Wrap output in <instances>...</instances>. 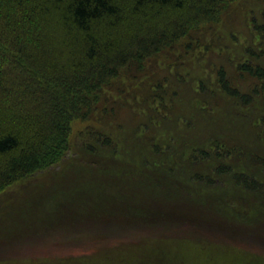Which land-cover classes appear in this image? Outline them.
Returning a JSON list of instances; mask_svg holds the SVG:
<instances>
[{
	"label": "trees",
	"instance_id": "trees-1",
	"mask_svg": "<svg viewBox=\"0 0 264 264\" xmlns=\"http://www.w3.org/2000/svg\"><path fill=\"white\" fill-rule=\"evenodd\" d=\"M235 1L0 0V192L66 164L70 153L77 151L94 159L83 162L85 166H67L60 177L63 180L70 173V179L63 183L76 181L88 171L82 187L94 191L95 196L90 194L93 203L74 209L71 215L55 206L43 224H36L30 238L98 245L100 239L107 242L122 236L119 225L140 222L157 233L159 227L177 225L179 219L182 224L193 219L202 223L199 229L208 231L244 223L247 237L255 238L261 224L258 218H247L220 200L227 193L239 202L249 199L246 206L253 200L264 204V49L258 47V43H264V23L256 24L255 17L251 23L259 35L250 29L253 37L241 42L240 59L228 62H234L229 66L231 75L224 66L211 68L215 76L211 88L202 80L195 87L203 95L197 97L195 110L204 115L198 105L213 106L217 98H222L230 124H216L213 134L194 143L192 138H182L187 134L177 137L181 129H173L170 121L187 125V119L167 103L169 99L174 101L177 91L158 80L151 96L144 100V119L135 129L152 133L154 141L144 140L142 144L147 146L140 144L142 150H136L135 141H130V146L128 139L115 136L116 130L124 127L121 123L116 124L114 132L84 126L78 137L80 143L72 142L77 120L97 115L95 120L101 123L107 110L101 111L99 102L109 87L133 67L142 69L147 60L164 50L186 44L189 51L191 45H199L197 38L191 39L193 33L218 26ZM260 14L264 18V11ZM225 35L236 39L235 31L221 37ZM218 41L219 35L214 32L211 40L196 49L204 46L202 54L212 52L213 46L220 45ZM202 54L196 51L191 59L204 67L208 60L204 63ZM235 74L244 81L248 80L245 76L252 78L248 80L252 85L244 82L241 91L235 86L239 85L234 83ZM161 88L169 94H161ZM253 107H257L256 113L250 118ZM166 114L171 118H165ZM207 117L202 120L206 122ZM221 117L226 116L223 113ZM231 137L236 141L229 145L226 139ZM204 139L207 142L202 144ZM182 141L187 143L178 146ZM112 158L117 163H111ZM87 182L94 186H86ZM103 184L108 192L99 189ZM199 192L203 199L195 195ZM121 194L126 197L121 198ZM99 195L110 201L106 204ZM137 196L143 199L140 202L145 203L146 210L136 205L127 209L130 198ZM181 202L202 207L207 203L211 213L196 215ZM92 204L100 210L95 211ZM192 235L142 236L131 243L115 240L92 252L82 247L80 253L71 251L62 257L28 262L5 259L0 264H264V253L246 251L203 232Z\"/></svg>",
	"mask_w": 264,
	"mask_h": 264
},
{
	"label": "rangeland",
	"instance_id": "rangeland-1",
	"mask_svg": "<svg viewBox=\"0 0 264 264\" xmlns=\"http://www.w3.org/2000/svg\"><path fill=\"white\" fill-rule=\"evenodd\" d=\"M262 11H264V0H237L230 5L228 11L225 13L222 21L218 26L214 28H206L198 33H193L191 39L194 40L195 38H197L200 41L199 45H201L203 42H208L209 40H211L212 34L216 32L219 35L218 42L220 43V45L213 46L211 50L212 52L209 51L208 53L202 54V49L204 48V46L196 49L197 47H199V45H191L193 46V48H191L189 51H186V44H180L177 45L175 49L164 50L155 58L147 60L142 69L133 67L128 71V73H126V75L122 76L118 81L114 83V85L109 87L107 89L109 90L108 92H105V94H103L99 102V108L101 111H107L105 112V115L100 118L102 120L101 123L96 122L95 117L97 115H95V117H91L86 121L77 120L74 123L72 142L77 145L80 143L81 139H78V137L81 132L80 130L83 129L84 126L93 125L98 129L104 127L114 132L117 128L116 124L121 123L124 127L116 130L115 136L121 137L122 140L128 139V145L130 146L131 143L129 142L135 141L137 143L135 145L137 148L136 150H142V147L147 146L142 144L144 140L154 141L151 137L152 133H150L149 129H145L144 132L140 133L135 132V129H138V127L136 126L139 120L144 119V114H141V109H145L144 105H146V103L143 105L144 100L151 96L152 86H154V84L158 80L162 81L163 83L161 84L163 85L168 82V84H166L169 86V89L171 91H177L174 96V101L172 102V99H169L167 100V103L169 104L170 109L172 108V110L179 115H184V117L187 119V125H183L182 123L180 124L179 122H177L176 125V123L173 124V120L170 121L169 126H171L173 129H181L177 132V137H182V134H187L182 138H187V140H190L192 138V142L194 143L197 140H201V137L204 138L210 133L213 134L212 129L216 124H230L226 114L227 111L222 107V105H224L222 98H217L214 102L215 105L213 106L204 105V107H202L201 105H198L203 111H205L204 115H202L200 111L195 110V106L199 102V99H197V97L202 95V93L200 94V91H195V87L198 84V81L202 80V83H206L205 85L211 88L210 83L215 77L213 71H211V68L213 69L216 67L224 66L227 70V73L231 75V63H234L233 61L236 59H240V56L242 54V47L240 45L241 42H243L245 37H247V39L249 37L252 39L253 37V34L249 33L250 29L253 30L255 36L259 35V30L255 29L252 26L253 23H251V21L255 17L256 24L261 22L264 23V18L260 14V12L262 13ZM229 30L236 32V39H232L227 35L224 36V39L221 37V34L228 33ZM259 38L260 36H258L256 39L260 41ZM262 39L264 40V36ZM260 44L261 43H258V47L263 50L264 43L262 45ZM196 51L198 55L202 54L201 59L204 61V63H206V61L208 60L207 64L204 67L198 66L195 62L192 61V55L196 53ZM181 59H185V61ZM230 60L233 61H231V63H228ZM235 77L236 78L234 79V83L236 84L237 82V84H239L235 86L241 91L245 87L243 85L244 82L247 83L246 81L252 79L248 76H245L248 80L244 81L243 78H239L237 74H235ZM250 84L251 83L249 82L248 86H250ZM159 90L161 94H165V91H167L165 90V88H161ZM108 93L110 95H107ZM167 94H169L168 91ZM204 96H206V94ZM141 99L143 100L141 101ZM256 104L258 105L259 103ZM105 107L106 109H104ZM256 108L257 107H253V112L250 114V118H253L252 114L256 113ZM223 113L226 116V120L221 117V114ZM206 116L208 117L206 122H204L202 119H204ZM165 118L170 119L171 116L166 114ZM231 123L234 124L232 120ZM164 126L168 125H163L161 127ZM249 129L253 137L254 128L251 126ZM224 133L227 134L226 131H224ZM247 133L249 132L247 131ZM137 135L139 136L138 138L143 137V139H137ZM228 140L226 139V143H228L229 145H232L231 142L236 141L232 137ZM251 140L253 141V138ZM251 140L248 142L249 145L251 144ZM157 142L161 143L159 140ZM185 142L182 141L177 145H185ZM205 142L207 141L204 139L201 143L204 144ZM140 144H142L143 146L141 147ZM88 160L94 159L86 155H82V153H79L77 151L76 153H70L65 159V163L68 165H63L62 163L51 168V170L48 172L37 173L30 178H27L26 180L19 181L11 185L3 192H0L1 262L5 259H16L17 261L19 260L28 262V260H32L33 258L39 259L55 256L62 257L67 253H71V251H78V253H80L79 251L82 247L87 251L92 252L97 246L100 247L107 243H115V240L131 243V241L133 240H135V242L139 241V238L142 236L164 235L191 237L193 236L192 232H203L205 233V235L215 236V239H222L225 242L242 248L246 251L250 250L256 253H264V204H262L261 202L258 203L257 201L253 200L248 203L249 206H246L245 204L249 199L246 200V198H242V201L239 202L240 199L237 200V198L234 197L235 195L226 196L227 193L220 199L221 201H224L225 206L227 204L228 208H231L233 210L236 209V211H238L241 215L246 216L247 218H258V223L261 224L260 227L256 230L255 238L250 236L247 237L249 233H246L244 231V223L242 224L237 222L234 225L230 224L233 228L230 226L225 230L222 229V226H218L215 228V230L213 229L208 231L206 229H199L198 224L202 225V223L197 224L193 221V219L192 221L190 220V223L184 224H182V219H179L177 225H167L168 227L161 226L159 227V232L157 233L151 230L150 227H147L140 222L130 223V225H127L126 227L124 225H119L121 232L123 231L122 233H124L122 236H114L115 238L109 239L110 241L107 242H105V239H100L98 245H96L95 243L90 244L85 242L76 245V243H66L63 241L54 242L52 240L42 242L40 241V239L36 240V238H30V234L35 233L34 230L37 227L36 224H43V222L52 212L55 206L61 212L63 211V213H68L69 215H71L74 209L83 208L84 206H88L89 203H93V198L90 194L94 193V191H85V188L82 187L84 185L83 179H88L89 177L88 171H85L84 174L80 176L82 179H78L76 181L74 180L63 183V180L70 179V173L68 176L65 175L63 180L60 179V177L64 173L61 171L67 166L72 165L73 167H76L80 164H83L85 166L83 162ZM110 160L111 163H117L116 159L112 158ZM109 176L111 177L112 174H110ZM121 181L124 180L121 179ZM85 185L88 187L94 186L90 182H87ZM99 189H102L105 192L109 191L107 185L105 184H103ZM199 194L195 195H198L199 198H202L201 194ZM209 194L211 195V198L215 200L217 199L214 196L216 195L215 193H213V195L212 192H209ZM92 196H95V194H92ZM99 196L104 197L106 204L110 201L109 197L107 196ZM120 196L121 198L126 197L123 194H121ZM230 196L232 198H229ZM140 197L141 196L134 197L138 200L132 199L131 197V202H126L129 206H127V209H132L133 206L136 205L138 206L136 208L146 210V205H142L143 202L140 201H142L143 199ZM117 198H120L119 195ZM135 201H139L140 203H137ZM188 203L192 202L188 201ZM205 204L203 207L197 206L199 204L195 205L194 203L187 204V206H185L184 204L183 206L191 209L193 213H196V215L201 214L200 216H202L206 215V212L211 211L209 210L208 206H205ZM213 204H218L219 206L220 204L223 205V203L219 201H214ZM122 206L124 207V205ZM91 207H93L95 211L100 210L98 206H94V204H92ZM127 209L125 211H127ZM254 210L255 212H253ZM195 211H198L199 213ZM252 223L255 224L254 221ZM31 239H34L36 241L33 242Z\"/></svg>",
	"mask_w": 264,
	"mask_h": 264
}]
</instances>
